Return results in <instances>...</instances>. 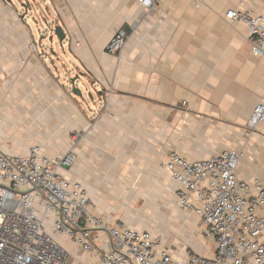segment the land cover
<instances>
[{
    "label": "crops",
    "instance_id": "0c3cea01",
    "mask_svg": "<svg viewBox=\"0 0 264 264\" xmlns=\"http://www.w3.org/2000/svg\"><path fill=\"white\" fill-rule=\"evenodd\" d=\"M240 2L264 12L255 0H156L151 10L136 0H47L43 12L65 34L57 53L38 50L24 15L0 0V154L37 145L67 160L60 172L83 185L93 216L151 233L174 259L212 258L199 218L179 208L178 185L158 165L170 153L204 161L239 151L237 177L264 188V125L246 130L264 103V56L252 54L243 25L223 19ZM120 30L127 44L106 54ZM55 239L66 264H99L98 253Z\"/></svg>",
    "mask_w": 264,
    "mask_h": 264
},
{
    "label": "built area",
    "instance_id": "2783aa9c",
    "mask_svg": "<svg viewBox=\"0 0 264 264\" xmlns=\"http://www.w3.org/2000/svg\"><path fill=\"white\" fill-rule=\"evenodd\" d=\"M136 1L145 10L156 3ZM223 19L243 25L252 54L264 56V12L240 2ZM128 38L118 31L106 54H119ZM29 50L36 52V45ZM260 124L262 102L246 124L247 136ZM241 159L242 152L227 151L204 161H188L176 153L160 161L159 170L178 185L179 208L199 218L201 235L214 251L212 258L189 254L174 259L151 233L93 216L83 185L60 172L67 160L50 158L37 145L23 156L0 154V264H66L67 252L57 235L67 236L86 253H98L99 264H264V188L259 181L237 177Z\"/></svg>",
    "mask_w": 264,
    "mask_h": 264
},
{
    "label": "rangeland",
    "instance_id": "374dc122",
    "mask_svg": "<svg viewBox=\"0 0 264 264\" xmlns=\"http://www.w3.org/2000/svg\"><path fill=\"white\" fill-rule=\"evenodd\" d=\"M47 0H11V4L14 5L23 15L24 20L27 22L31 29L34 31L35 34V41L38 47V50H41V46L44 50H54L55 52H59L60 44L56 38L49 43L48 38L52 35L51 28L55 25L52 20H49V18L46 17V13H44L43 9V3H46ZM28 5L27 12L24 7ZM39 12L44 13V16H41ZM33 20V21H32ZM41 37H45L44 40H40ZM64 50H67L66 46L64 45ZM64 63H67L64 61ZM70 73L71 70H69ZM74 78V77H73ZM75 87L79 88L82 92H84V89L80 85L79 81L75 82ZM89 87V85H88ZM197 229L201 228L200 223L196 221L194 224ZM200 238V237H199ZM201 239V238H200ZM207 249L204 248L202 253H207Z\"/></svg>",
    "mask_w": 264,
    "mask_h": 264
},
{
    "label": "water",
    "instance_id": "95a60500",
    "mask_svg": "<svg viewBox=\"0 0 264 264\" xmlns=\"http://www.w3.org/2000/svg\"><path fill=\"white\" fill-rule=\"evenodd\" d=\"M7 3H11V0H5ZM21 7H24L23 5ZM52 35L48 38V42L51 43L53 38H56L60 45L65 40V34L60 26H53L51 28ZM45 37H42L40 40H44ZM79 76H75L74 78L69 79V85L71 87V91L74 95H79V91L75 87V82L78 80Z\"/></svg>",
    "mask_w": 264,
    "mask_h": 264
}]
</instances>
